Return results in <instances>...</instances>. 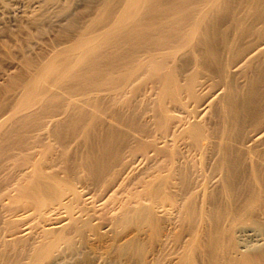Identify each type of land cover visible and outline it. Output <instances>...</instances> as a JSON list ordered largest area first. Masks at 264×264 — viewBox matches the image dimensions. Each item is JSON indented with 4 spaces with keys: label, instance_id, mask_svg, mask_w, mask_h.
Listing matches in <instances>:
<instances>
[{
    "label": "bare ground",
    "instance_id": "obj_1",
    "mask_svg": "<svg viewBox=\"0 0 264 264\" xmlns=\"http://www.w3.org/2000/svg\"><path fill=\"white\" fill-rule=\"evenodd\" d=\"M72 1L39 0L1 45L19 70L0 82V264H264V0H83L28 54ZM125 157L145 177L121 188L124 236L89 247L85 189Z\"/></svg>",
    "mask_w": 264,
    "mask_h": 264
},
{
    "label": "rangeland",
    "instance_id": "obj_2",
    "mask_svg": "<svg viewBox=\"0 0 264 264\" xmlns=\"http://www.w3.org/2000/svg\"><path fill=\"white\" fill-rule=\"evenodd\" d=\"M3 1L5 3L4 2L2 3V1H0V82L3 80L2 75L5 78L6 76H4V74H8L10 72H16L19 70V68L16 69L17 67L13 64L17 62L16 60H17L18 55L13 54V56L9 58L6 55L4 48L2 49L1 45L3 46L5 42L9 43L11 45V50L15 53V51L17 50V47L25 42V35L19 32V26H24L27 17L31 14V12H33V10L36 11L37 8L39 7V0H28V1L27 0H3ZM83 2H84L83 0H74L72 1V3L71 2L66 3L63 5L65 9L62 12H59V9L57 8L58 6L51 7L52 8L51 11H54V14L53 13L51 14V16L49 17L50 19L47 18L46 20H44V22H42L41 28L43 29V31L41 32H38L35 30L32 31L33 32L31 34L32 43H31V46L28 48V54L34 55L36 53H39L41 49H47L49 47L48 44H50L55 39H58V40L64 39L69 34L68 33L69 29L67 30V17L71 13H78V14L82 13L81 10H82V7H84ZM93 2L95 4L96 0H93ZM60 6L61 5H59V7ZM84 16L80 18L81 20H78L79 22H81L80 25L86 19V17ZM10 60L11 61L15 60V61L11 62ZM1 73H4V74H1ZM125 159L128 160L129 158L127 159L125 157ZM130 159L128 160V161H131L129 167H127L126 169L122 168V170L123 171L125 170V171L118 174L117 175L118 177L116 176V178L114 177L112 180H110V183L107 184L108 187L105 188V186L104 187L100 186L99 188L100 190H99L97 186L93 187L92 185H90L91 187H88L89 190L85 189L86 190L85 192L87 193L86 197H88L86 200L87 201L89 200L88 202L86 201V204L88 205L89 213L92 215V219H93L92 222L94 224L96 223L99 227L98 235H94L88 232L87 245L89 247L102 250V249H105L107 247V244L109 245V242H112L115 238L118 239L124 236L123 233L118 234V235L116 233L114 234V228H112L113 226L111 225V217L119 211L118 206H120L121 200L119 201L118 199H121L119 197H122V198L124 197V194H125L124 187L127 186L125 187V189L127 188L126 190L128 191L134 190L136 187L140 185V183L137 182L138 180L136 181V179L139 178L138 176L141 177V180H139V182L142 181V177L143 178L145 177L144 175L142 176L141 157L140 159H137V157L135 159L133 158L134 160L130 157ZM122 183L127 184V185H124ZM121 188L124 194L121 193ZM118 194H121V196H118ZM111 202L113 203L111 204ZM91 205L92 206L94 205L93 207L95 208H93ZM158 212L161 214L160 211ZM61 213H63V215ZM58 218L59 220L65 218V213L60 212L58 214ZM58 218L56 215H51L50 219L45 222L54 223L55 221H59L57 220ZM55 225H58V224H55ZM258 230L260 229L254 228L253 231H256V233H254L251 230L239 233V235L242 234V236L240 235L239 238L243 240V238L245 237L246 239L244 238V242L251 240V237L256 236L257 238L258 235L262 234V232ZM253 233L255 235H253ZM263 234H262V237H263ZM260 237L261 236H259V238ZM112 238L113 240L111 241ZM80 257H81L80 255H76V256L70 255V256H67V258L65 256L63 263L61 264H73L76 261L75 258L77 259Z\"/></svg>",
    "mask_w": 264,
    "mask_h": 264
}]
</instances>
